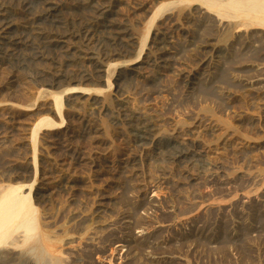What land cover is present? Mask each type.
I'll use <instances>...</instances> for the list:
<instances>
[{"label":"rangeland","instance_id":"obj_1","mask_svg":"<svg viewBox=\"0 0 264 264\" xmlns=\"http://www.w3.org/2000/svg\"><path fill=\"white\" fill-rule=\"evenodd\" d=\"M86 1L55 2L68 29L62 60L17 70L0 53V189L36 178L32 196L42 222L73 236L60 243L61 259L73 253L91 264H264V30L211 13L198 0ZM144 3L151 6L148 14L142 7L136 11ZM97 5L111 10L108 19L121 32L135 35L127 45L131 52L126 46L102 56L97 45L78 43L75 32L98 16ZM6 8L16 9L12 3ZM18 20L15 26H26ZM89 65L100 72L81 80ZM53 69L61 73V86L49 88L30 77ZM69 86L83 91L65 98L64 129L39 132L36 176L33 127L46 115L54 117L53 101L45 92V101L27 106L43 90ZM170 142L190 160L202 153L205 158L180 170L164 147ZM126 158L133 164L122 169ZM14 253L12 259L20 254Z\"/></svg>","mask_w":264,"mask_h":264},{"label":"bare ground","instance_id":"obj_2","mask_svg":"<svg viewBox=\"0 0 264 264\" xmlns=\"http://www.w3.org/2000/svg\"><path fill=\"white\" fill-rule=\"evenodd\" d=\"M98 1V0H97ZM122 1V0H121ZM135 2L134 0H132ZM201 3H203L208 10L212 11L211 13H217L223 18H242L248 22L251 23V25L260 27L261 30H264V0H198ZM56 2V0H55ZM53 0H0V53L3 54L4 59H6L9 63L10 67H13V69L17 70H30L32 66L35 65H43L45 63L50 65L54 63L55 61L58 62L62 60V58L59 59V57L64 56L65 52H68L69 48L64 46L63 44L66 42H63L64 39H67L68 37V29L67 26H65V23H62L59 21V16L56 14L58 12L57 5L55 4ZM103 2V1H102ZM107 2V1H106ZM145 2V1H144ZM152 2H154L152 0ZM158 2V1H157ZM12 3L13 6L16 7V9L13 10H7L6 5ZM86 3L90 6L91 4H96L95 0H88ZM105 3V2H104ZM141 3V2H139ZM162 3V2H161ZM135 3H133L134 5ZM138 4V2H137ZM152 4V3H151ZM154 4V3H153ZM103 5V4H102ZM102 5L97 7L100 9L98 16L95 18H92V20H87L85 24H80L77 31L75 32V38L77 39L78 43H86L85 46H91L97 45L98 51L105 56H108L112 54L113 50L120 49V47H126L131 40L133 39L129 34L121 32L122 30H119V27H115L113 25L112 21H109V13L111 10L106 9L105 7H102ZM142 5V6H141ZM141 5H137V9L141 8V10H146L145 13L148 14V12L151 10V6H148V3H144ZM115 6V4H114ZM60 7V6H59ZM9 8V7H8ZM114 8V7H112ZM111 8V9H112ZM201 8V7H200ZM131 8H128V11ZM138 11L137 13H141L144 11ZM206 10V9H205ZM203 10V11H205ZM89 11V10H88ZM113 11V10H112ZM133 11V9H132ZM134 11V12H136ZM161 11V7L157 10L155 13V17L153 19V22L155 21L158 13ZM133 12V13H134ZM207 12V11H206ZM131 13V14H133ZM208 13V12H207ZM93 12V16H94ZM136 14V13H135ZM151 14V13H150ZM97 15V14H96ZM95 15V16H96ZM207 15V14H206ZM212 15V14H211ZM147 16V15H146ZM72 17V16H71ZM139 17V16H138ZM137 17V18H138ZM211 17V16H210ZM208 17V18H210ZM213 17V16H212ZM22 18V20L26 21L25 27H18L15 26L14 22L15 20L19 21L18 19ZM91 18V17H90ZM115 18V17H114ZM113 18V19H114ZM134 18V17H133ZM207 18V17H206ZM205 18V19H206ZM112 19V20H113ZM211 19V18H210ZM210 21V20H208ZM21 23V21H20ZM208 23V22H207ZM72 25H75L72 23ZM224 25V24H223ZM244 25V24H243ZM249 26V25H248ZM207 27V26H206ZM226 27V26H225ZM75 28V27H72ZM122 28V27H121ZM210 28V27H209ZM218 28V26L216 27ZM75 30V29H72ZM207 30V29H206ZM218 30V29H217ZM124 31V29H123ZM164 31V30H163ZM209 31V30H208ZM261 32V31H260ZM154 33V32H153ZM165 33V32H164ZM216 33V32H215ZM150 34V31H149ZM148 34V36H149ZM155 34V33H154ZM166 34V33H165ZM210 34V33H209ZM207 34V35H209ZM135 36V35H134ZM130 38V39H129ZM141 38V36H140ZM150 38V37H149ZM163 38V37H162ZM160 38V39H162ZM264 38V37H263ZM69 39V38H68ZM72 41V38H70ZM147 39V38H146ZM155 39V37H154ZM158 39V38H157ZM135 40V39H134ZM143 40V39H142ZM164 40V39H163ZM68 41V40H67ZM70 40L68 42H71ZM159 41V40H158ZM157 41V42H158ZM162 41V40H161ZM73 42V41H72ZM76 42V41H74ZM135 42V41H134ZM164 42V41H163ZM77 43V44H78ZM150 43V42H149ZM154 43V42H153ZM162 43V42H160ZM191 43V42H190ZM133 44V43H131ZM137 44V43H136ZM165 44V43H164ZM69 45V44H68ZM130 45V44H129ZM135 45V44H134ZM152 45V44H151ZM80 46V45H78ZM159 46V44H158ZM162 46V45H161ZM165 45H163L164 47ZM128 47V46H127ZM156 47V46H155ZM207 47V46H206ZM219 47V46H218ZM221 47V46H220ZM225 47V46H224ZM223 47V48H224ZM130 49V47H128ZM160 48V47H159ZM157 48V49H159ZM162 48V47H161ZM72 49V48H71ZM93 49V48H92ZM107 49H109V53H107ZM132 49V48H131ZM130 49V52H131ZM151 49V48H150ZM203 49V48H202ZM220 49V48H219ZM218 49V50H219ZM122 50V49H121ZM120 50V51H121ZM127 50V49H125ZM125 50L123 55L125 54ZM134 50V49H133ZM132 50V51H133ZM212 50V48H211ZM85 51V50H84ZM94 51V50H93ZM123 51V50H122ZM128 51V50H127ZM225 51V50H224ZM79 52V51H78ZM116 52V51H115ZM129 52V51H128ZM118 53V52H117ZM129 54V53H128ZM159 54V53H158ZM165 54V52H164ZM0 55V56H1ZM80 55V54H79ZM83 55V54H82ZM89 55V54H88ZM117 55V54H115ZM115 55H112L111 57H115ZM127 55V52H126ZM148 55V54H147ZM90 56V55H89ZM95 56V55H94ZM125 56V55H124ZM170 56V55H169ZM67 57V56H66ZM80 57V56H79ZM110 57V58H111ZM119 57V55H118ZM123 57V56H122ZM121 57V58H122ZM144 57V56H143ZM162 57V56H161ZM90 58V57H89ZM104 58V57H103ZM105 57L104 59H106ZM159 58V56H158ZM164 58V57H162ZM160 58V59H162ZM67 59V58H66ZM92 59V58H91ZM102 59V58H101ZM113 59V58H112ZM111 59V60H112ZM117 59V58H116ZM147 59V58H146ZM149 59V58H148ZM88 60V59H87ZM108 60V58H107ZM106 60V61H107ZM164 60V59H163ZM162 60V61H163ZM167 60V59H166ZM5 61V60H3ZM84 61V60H83ZM82 61V62H83ZM110 61V59H109ZM115 61V60H114ZM117 61V60H116ZM145 61V60H144ZM148 61V60H147ZM146 61V62H147ZM161 61V63H162ZM55 62V63H56ZM86 61H84L85 63ZM90 62V61H89ZM97 62V61H96ZM139 61L135 62L138 63ZM143 62V61H142ZM54 63V64H55ZM109 63V62H108ZM222 63V62H221ZM98 63H96L97 65ZM113 64V63H112ZM154 64V60H153ZM8 65V64H7ZM83 65V64H82ZM93 65V62H92ZM89 65V67H93L91 70L89 67V71H84L83 78L81 77V80H89L93 72H100L97 69V67ZM168 65V64H167ZM49 66V65H48ZM63 66V65H62ZM87 66V65H86ZM98 66V65H97ZM123 66V65H122ZM172 66V65H170ZM222 66V65H221ZM224 66V65H223ZM41 67V66H40ZM39 67V68H40ZM52 67V66H51ZM55 67V66H54ZM58 67V66H57ZM56 67V68H57ZM83 67V66H82ZM85 67V66H84ZM115 67V66H113ZM134 67V66H133ZM33 68V67H32ZM45 68V67H43ZM47 68V66H46ZM45 68V71H46ZM61 68V67H60ZM123 68V67H122ZM132 68V67H131ZM139 68V67H138ZM42 69V67H41ZM48 69V68H47ZM52 69V68H51ZM55 69V68H54ZM54 69L50 73H46L44 71H41L38 73V71L35 73V77L30 76L32 78V81L34 80L36 84L39 85H48L50 87L59 86L62 82L61 73L59 71H54ZM114 69V68H113ZM136 69V68H135ZM34 70V69H33ZM58 70V69H57ZM68 69L65 68V71ZM83 70V69H82ZM31 71V70H30ZM49 71V70H47ZM64 71V70H63ZM107 69L105 70V72ZM120 71V70H119ZM16 72V71H15ZM23 72V71H21ZM29 72V71H28ZM27 72V73H28ZM35 72V71H34ZM25 73V72H23ZM69 73V72H68ZM103 73V72H102ZM107 73V72H106ZM16 74V73H15ZM26 74V73H25ZM67 74V72H66ZM95 74V73H94ZM99 74V73H98ZM215 74V73H214ZM262 74V73H261ZM260 74V75H261ZM27 75V74H26ZM32 75V74H30ZM65 75V72L64 74ZM69 75V74H67ZM101 75V74H100ZM79 76V75H78ZM96 76V74L94 75ZM17 77V76H16ZM26 77V76H25ZM29 77V76H27ZM69 77V76H68ZM67 77V78H68ZM77 77V76H76ZM100 77V76H99ZM99 77H97L99 79ZM102 77V75H101ZM14 78V77H13ZM64 78V76H63ZM75 78V77H74ZM259 78V77H258ZM69 79V78H68ZM78 79V78H77ZM195 79V78H194ZM257 79V78H256ZM255 79V80H256ZM9 80V79H8ZM28 80V81H27ZM26 81L29 82V78ZM72 80V77H71ZM79 80V79H78ZM77 80V81H78ZM80 80V82H81ZM97 80V79H96ZM213 80V79H212ZM260 80V79H259ZM258 80V81H259ZM264 80V79H261ZM31 81V80H30ZM31 81V82H32ZM69 81V80H68ZM74 81H71L74 85ZM257 81V82H258ZM79 82V81H78ZM91 82V81H89ZM253 82V81H252ZM263 82V81H262ZM30 83V82H29ZM34 83V82H33ZM114 83V82H113ZM259 83V82H258ZM76 84V83H75ZM86 84V82H85ZM89 84V83H87ZM94 84V83H93ZM99 84V83H98ZM264 84V83H263ZM28 85V84H27ZM31 85V84H29ZM62 85V84H61ZM60 85V86H61ZM70 85V84H69ZM83 85V84H82ZM75 86V85H74ZM97 86V84H96ZM108 88H110L109 82H107ZM30 87V86H27ZM26 87V88H27ZM64 87V86H63ZM25 88V89H26ZM31 88V87H30ZM38 88V87H37ZM100 88V87H99ZM29 89V88H27ZM26 89V90H27ZM56 89V88H55ZM61 89V88H60ZM118 89V88H117ZM31 90V89H29ZM33 90V89H32ZM83 89L78 87H67L63 88L62 90L58 92H52V91H41L39 92L40 97L38 99H32V103L27 106V108H33L37 105L38 100L43 97V93H47L48 97L53 101V108L50 109L51 114H53L54 117H50L49 115L44 116L41 118L35 125L33 130V139H34V157H33V166H34V174L36 173L37 176V168H38V160H37V138L39 135V132L43 130L53 129L56 128V130L64 129L65 119L64 115L66 116V112L64 113V100L66 97L72 94H79L82 93ZM119 90V89H118ZM85 91V89H84ZM89 91V90H88ZM29 92V91H28ZM32 92V91H31ZM34 92V91H33ZM14 93V92H13ZM36 93V92H35ZM38 93V92H37ZM84 93V92H83ZM87 93V92H86ZM25 94V92H24ZM23 94V95H24ZM34 94V93H32ZM110 94V93H109ZM12 95V94H11ZM27 95V94H26ZM31 95V94H30ZM28 95V97L30 96ZM84 96V94H83ZM90 96V95H89ZM11 97V96H10ZM27 97V98H28ZM37 97V96H36ZM102 97V96H101ZM32 98V97H31ZM73 98V97H72ZM11 99V98H10ZM49 99V100H50ZM13 100V99H12ZM71 100V99H70ZM100 100V99H99ZM45 101V100H43ZM42 101V102H43ZM48 101V100H47ZM73 101V100H72ZM31 102V101H30ZM51 102V101H50ZM67 102V100H66ZM74 102V101H73ZM93 102V101H92ZM41 103V102H40ZM72 103V102H71ZM28 104V103H27ZM48 104V103H47ZM51 104V103H50ZM49 104V105H50ZM104 105V104H103ZM14 106V105H13ZM51 106V105H50ZM74 106V105H73ZM15 107V106H14ZM41 107V106H40ZM38 107V108H40ZM43 107V105H42ZM46 107V106H45ZM21 108V107H20ZM37 108V109H38ZM123 108V107H122ZM25 110V109H24ZM40 110V109H39ZM107 110V109H106ZM29 111H33V109H30ZM42 111V110H41ZM46 111V110H45ZM36 112V111H35ZM34 113V112H33ZM38 113V112H37ZM48 113V111H47ZM45 114V113H44ZM43 114V115H44ZM13 115V114H12ZM37 115V114H36ZM41 115V114H40ZM42 115V116H43ZM39 116V115H37ZM68 116V115H67ZM66 116V117H67ZM128 116V115H127ZM126 116V117H127ZM41 117V116H40ZM122 117V116H121ZM125 117V120H126ZM241 117V116H240ZM38 119V118H37ZM69 120V119H68ZM75 120V119H74ZM19 121V120H18ZM127 121V120H126ZM252 121V119H251ZM257 121V120H256ZM130 122V121H129ZM129 122L127 124H129ZM133 122V121H132ZM200 123V122H199ZM254 123V122H253ZM126 124V125H127ZM203 124V123H202ZM16 125V124H15ZM205 126V125H204ZM209 126V124H208ZM207 126V127H208ZM215 126V125H214ZM217 126V125H216ZM215 126V127H216ZM70 127V126H69ZM75 127V126H74ZM135 127V126H134ZM15 128V127H14ZM90 128V126H89ZM136 128V127H135ZM143 128V127H142ZM203 128V127H202ZM214 127H212L213 129ZM16 129V128H15ZM72 129V128H71ZM70 129V130H71ZM147 129V128H146ZM206 129V128H205ZM9 130V129H8ZM89 130V129H88ZM92 130V129H91ZM149 129H147L148 131ZM198 130V129H197ZM196 130V131H197ZM204 130V129H202ZM209 130V129H208ZM51 131V130H50ZM66 131V129H65ZM99 131V130H98ZM138 131V130H137ZM144 131V130H143ZM147 131L145 133L147 134ZM151 131V129H150ZM195 131V130H194ZM199 131V130H198ZM197 131V132H198ZM44 132V131H43ZM68 132V131H67ZM97 132V131H96ZM70 133V132H69ZM68 133V134H69ZM86 133V132H85ZM84 133V134H85ZM91 133V132H90ZM93 133V132H92ZM143 133V134H145ZM152 133V132H151ZM3 134V133H2ZM42 134V132H41ZM45 134V133H44ZM43 134V135H44ZM49 134V133H47ZM83 134V135H84ZM87 134V133H86ZM141 134V133H140ZM149 134V133H148ZM14 135V134H12ZM20 135V134H19ZM66 135V134H65ZM64 135V136H65ZM82 135V136H83ZM88 135V134H87ZM92 136L91 134H89ZM88 135V136H89ZM94 135V134H93ZM150 135V134H149ZM67 136V135H66ZM85 136V135H84ZM89 136V137H90ZM148 137V135H146ZM152 136V135H151ZM42 137V136H41ZM46 137V136H45ZM55 137V136H54ZM141 137V136H140ZM138 137V138H140ZM146 137V139H147ZM150 137V136H149ZM177 137H180L177 135ZM183 137V136H182ZM43 138V137H42ZM65 138V137H63ZM88 138V137H87ZM94 138V137H93ZM142 138H145L142 136ZM44 139V138H43ZM134 139V138H133ZM136 140V139H134ZM142 140V139H141ZM148 140V139H147ZM158 140V139H157ZM174 140V139H173ZM32 141V140H31ZM68 141V140H67ZM138 141V140H137ZM167 141V140H166ZM58 142V141H57ZM62 142V141H61ZM156 142V141H155ZM184 142V140H183ZM182 142V143H183ZM140 143V142H139ZM181 143V142H180ZM179 145H182L180 144ZM146 144V143H145ZM47 145V144H46ZM58 145V144H57ZM163 146V145H162ZM167 151L170 153L171 159H173V162L177 165V167L182 169H188L190 166H195L196 164L202 162V159L205 158V153H202L198 156L195 160H190L188 158L187 152L181 149L180 146L178 147L175 143L170 142L167 143V145L164 146ZM184 147V146H182ZM39 148V147H38ZM68 149V148H67ZM198 150V149H197ZM32 151V150H31ZM27 152V150H26ZM193 152V151H192ZM39 153V152H38ZM41 154V153H40ZM194 154V153H193ZM75 155V154H73ZM78 155V153H77ZM69 156V155H68ZM79 156V155H78ZM70 157V156H69ZM74 157V156H73ZM80 157V156H79ZM190 157V156H189ZM42 158V157H41ZM72 158V157H71ZM76 158V157H75ZM32 159V158H31ZM80 159V158H79ZM66 160V159H65ZM73 160V159H72ZM81 160V159H80ZM79 160V161H80ZM84 160V159H83ZM29 161V160H28ZM78 161V160H77ZM76 161V163H77ZM73 162H75L73 160ZM84 162V161H83ZM82 162V164H83ZM75 163V164H76ZM122 163V162H121ZM120 163V164H121ZM87 164V163H86ZM130 164H133L128 158L124 159V162L122 163V169H128ZM47 165V164H46ZM66 165V164H65ZM74 165V164H72ZM78 165V164H77ZM81 165V164H80ZM118 165V164H117ZM197 166V165H196ZM31 167V166H30ZM42 167V166H41ZM73 167V166H72ZM81 167V166H80ZM31 169V168H30ZM44 169V167H43ZM119 169V168H118ZM133 169V168H132ZM21 171V170H20ZM41 171V170H40ZM43 171V170H42ZM41 171V172H42ZM48 171L51 172V170L48 169ZM57 171V170H56ZM123 171V170H122ZM184 171V170H183ZM3 172V171H2ZM53 172V169H52ZM51 172V173H52ZM44 173V172H43ZM4 174V173H3ZM22 174V173H21ZM33 174V175H34ZM30 175V174H29ZM50 175V174H49ZM71 175V174H70ZM44 177V175H42ZM46 176V174H45ZM48 176V175H47ZM46 176V177H47ZM55 176V175H54ZM24 177V176H23ZM30 177V176H29ZM32 177V176H31ZM41 177V176H40ZM42 177V178H43ZM52 177V176H51ZM7 178V177H6ZM9 178V177H8ZM34 178V177H33ZM20 179V178H19ZM23 179V178H21ZM25 179V178H24ZM6 180V179H5ZM29 180V179H28ZM36 180V178H35ZM32 181L30 183H19L16 182V184H7V186L2 187L0 189V264H75L77 259L75 260V254L72 253V255L65 257H62V259L59 256V253L63 251V246H60V243H63V240L65 238L69 237L70 235L67 231L62 230L63 233L59 235V225L56 223H52L49 221H43L40 218V211L38 207L36 206L34 200H33V194H34V188L36 185V181ZM48 180V179H46ZM16 181H20L17 180ZM25 181V180H24ZM7 182V181H6ZM11 182V181H10ZM29 182V181H28ZM39 182V181H38ZM44 182V181H43ZM47 182V181H46ZM45 182V183H46ZM68 182V181H67ZM4 183V181H3ZM15 183V182H14ZM56 183V182H55ZM63 184V183H62ZM4 185V184H3ZM47 185V184H46ZM42 186V185H41ZM51 186V185H50ZM39 188V187H38ZM41 188V187H40ZM44 190V189H43ZM36 192V191H35ZM40 192V191H39ZM41 193V192H40ZM43 194V193H42ZM40 195V194H39ZM44 195V194H43ZM42 196V195H41ZM39 199V198H38ZM44 199V198H43ZM50 200V199H49ZM39 201V200H38ZM37 201V202H38ZM36 202V203H37ZM42 203V201H40ZM45 204V202H44ZM38 205V204H37ZM42 205H40L41 207ZM49 206V205H48ZM43 207V206H42ZM47 209V208H46ZM41 210V209H40ZM43 214V213H42ZM61 215V214H60ZM45 217V216H44ZM48 217V216H47ZM50 217V216H49ZM52 218V217H51ZM50 218V219H51ZM77 218V217H75ZM47 219V218H46ZM45 219V220H46ZM63 219V218H62ZM72 219V218H71ZM74 219V218H73ZM72 219V220H73ZM84 219V218H83ZM90 219V217H89ZM87 219V220H89ZM49 220V218H48ZM56 220V219H55ZM71 220V221H72ZM82 220V218H81ZM80 220V221H81ZM85 220V222L87 221ZM53 221V220H52ZM70 221V220H69ZM76 221V220H75ZM79 222H76L77 225ZM83 222V220H82ZM81 222V223H82ZM89 222V221H88ZM67 222L66 224H68ZM73 223V222H72ZM65 224V226H66ZM141 224V223H140ZM146 224V223H145ZM76 225V224H74ZM83 225V223L81 224ZM81 225L80 228L82 227ZM85 225V224H84ZM64 226V225H63ZM72 227V226H71ZM78 227V226H77ZM86 227V226H84ZM62 228V227H61ZM92 228V227H91ZM141 228V227H140ZM76 229V228H74ZM83 230V228H81ZM91 230V229H90ZM93 233V232H92ZM91 234V233H90ZM73 237L72 235H70ZM154 239V237H153ZM71 240V239H70ZM69 240V241H70ZM79 240V237H78ZM91 240V239H89ZM126 240V239H125ZM75 241V240H74ZM73 242V241H72ZM89 242V241H88ZM87 242V243H88ZM124 242V241H122ZM66 243H69L66 241ZM65 243V244H66ZM74 243V242H73ZM128 243V242H127ZM93 244V243H92ZM125 244V243H124ZM153 244V242H152ZM91 245V244H90ZM129 245V244H128ZM154 245V244H153ZM65 246V245H64ZM72 246V245H71ZM150 246V245H149ZM148 246V248H149ZM156 246V245H155ZM153 246V248L155 247ZM125 248L126 246L123 245ZM85 248V247H84ZM89 248V247H88ZM87 248V249H88ZM103 248V247H102ZM66 249V248H64ZM76 249V248H75ZM82 251V248H80ZM92 249V247H91ZM98 249V248H97ZM106 249V248H105ZM128 249V248H127ZM132 249V248H130ZM128 249L129 251H131ZM142 249V248H141ZM104 250V249H103ZM133 250V249H132ZM137 250V249H136ZM158 250V249H157ZM20 252L19 255L16 254L17 258L12 259V255L15 254L14 252ZM68 253H70V250H66ZM84 251V250H83ZM90 251V250H89ZM100 251V250H99ZM105 251V250H104ZM102 251V252H104ZM155 251V250H154ZM76 252V251H75ZM88 253V250L85 251ZM83 254H86V253ZM106 252V251H105ZM66 253V254H68ZM99 253V252H98ZM128 253V252H127ZM133 253V252H132ZM150 253V252H149ZM71 254V253H70ZM102 254V253H101ZM129 254V253H128ZM131 254V253H130ZM62 255V254H61ZM75 255V256H73ZM97 255V254H96ZM15 256V255H13ZM132 256V255H130ZM14 258V257H13ZM65 258V259H63ZM84 258V256H83ZM86 259V258H85ZM132 259V258H131ZM162 259V258H161ZM65 260V261H64ZM80 264H91L92 261H84L79 258ZM87 260V259H86ZM160 260V259H159ZM168 260V259H167ZM97 263V262H96ZM169 263V261H168ZM78 264V263H77ZM95 264V263H94ZM102 264V263H101Z\"/></svg>","mask_w":264,"mask_h":264}]
</instances>
